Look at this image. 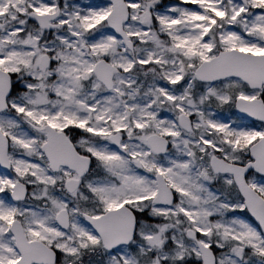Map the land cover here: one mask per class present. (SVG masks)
Masks as SVG:
<instances>
[{
  "label": "snow or ice",
  "instance_id": "snow-or-ice-1",
  "mask_svg": "<svg viewBox=\"0 0 264 264\" xmlns=\"http://www.w3.org/2000/svg\"><path fill=\"white\" fill-rule=\"evenodd\" d=\"M0 264H264V0H0Z\"/></svg>",
  "mask_w": 264,
  "mask_h": 264
}]
</instances>
